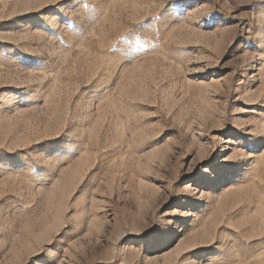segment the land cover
Masks as SVG:
<instances>
[{
    "label": "rangeland",
    "instance_id": "obj_1",
    "mask_svg": "<svg viewBox=\"0 0 264 264\" xmlns=\"http://www.w3.org/2000/svg\"><path fill=\"white\" fill-rule=\"evenodd\" d=\"M0 264H264V0H0Z\"/></svg>",
    "mask_w": 264,
    "mask_h": 264
},
{
    "label": "snow or ice",
    "instance_id": "obj_2",
    "mask_svg": "<svg viewBox=\"0 0 264 264\" xmlns=\"http://www.w3.org/2000/svg\"><path fill=\"white\" fill-rule=\"evenodd\" d=\"M68 143H69V145L72 143L70 140L68 141ZM66 151H70L71 149L70 148H68V149H65ZM43 169H40V168H38L37 169V174H39V171H42Z\"/></svg>",
    "mask_w": 264,
    "mask_h": 264
}]
</instances>
